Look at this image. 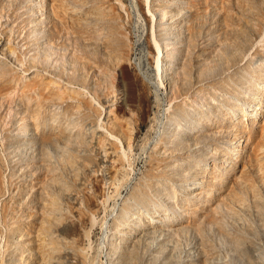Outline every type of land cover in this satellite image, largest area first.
Wrapping results in <instances>:
<instances>
[{
    "label": "rangeland",
    "instance_id": "1",
    "mask_svg": "<svg viewBox=\"0 0 264 264\" xmlns=\"http://www.w3.org/2000/svg\"><path fill=\"white\" fill-rule=\"evenodd\" d=\"M151 8L159 70L144 0H0V264L264 247V0Z\"/></svg>",
    "mask_w": 264,
    "mask_h": 264
},
{
    "label": "bare ground",
    "instance_id": "2",
    "mask_svg": "<svg viewBox=\"0 0 264 264\" xmlns=\"http://www.w3.org/2000/svg\"><path fill=\"white\" fill-rule=\"evenodd\" d=\"M144 8H145V12L146 15H148V17H150V19L153 20V23L151 25V30H150V37H151V45L152 47H154V49H156V64L154 66L155 69H161L162 68V55H163V50L160 47L159 44V40L156 37V28H155V22L157 20V16L156 13L152 10L151 8V0H144ZM155 63V62H154ZM261 103H259V105L257 107H254V110L252 112V116L254 118L259 119L260 117H262L263 115V111H264V100H262V98L260 99ZM245 134L236 131L232 134L231 136V147H232V151H233V158H237L238 155L240 154V150H242V148L245 146ZM259 184L261 185L262 189L264 190V177H261V180L259 181ZM259 189L257 191L254 192L253 194V201H262L263 199L261 197H264V194H262L261 190ZM242 205L238 203V206L236 207L237 212H241L242 211ZM157 220L156 218H151L147 225L149 227H155L157 226ZM129 236V233L126 234V236ZM166 241V238L164 236H160V238L157 240L156 239V244L161 243V241ZM171 243V242H170ZM179 244H181V242H179ZM124 249V248H123ZM127 250V249H124ZM207 248L204 249V253L206 252ZM254 252L250 253V251H247L246 254L244 255L246 257V259H244V264H264V247H258L256 246L254 248ZM38 255L40 258V262L39 264H49L48 262V258H47V254L43 251L40 250L38 251ZM210 254L205 253V255L202 256V261L204 262V264H212V262L214 261L213 258L211 257ZM192 262V260H191ZM190 262V263H191ZM217 262H219V264H230L229 262H225V263H220V261L218 260ZM26 264H32L29 263L27 261Z\"/></svg>",
    "mask_w": 264,
    "mask_h": 264
}]
</instances>
